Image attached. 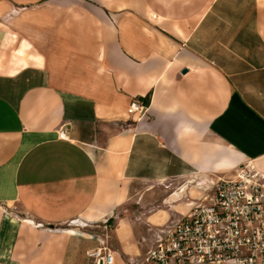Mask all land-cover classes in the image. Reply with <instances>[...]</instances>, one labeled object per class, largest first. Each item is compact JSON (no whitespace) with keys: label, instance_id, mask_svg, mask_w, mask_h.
I'll return each instance as SVG.
<instances>
[{"label":"crops","instance_id":"1","mask_svg":"<svg viewBox=\"0 0 264 264\" xmlns=\"http://www.w3.org/2000/svg\"><path fill=\"white\" fill-rule=\"evenodd\" d=\"M250 161L264 0H0V264H144Z\"/></svg>","mask_w":264,"mask_h":264},{"label":"built area","instance_id":"2","mask_svg":"<svg viewBox=\"0 0 264 264\" xmlns=\"http://www.w3.org/2000/svg\"><path fill=\"white\" fill-rule=\"evenodd\" d=\"M145 104L134 100L130 113ZM59 137H67L62 128ZM207 195L179 219L157 229L144 264H264V173L253 162L211 181ZM94 264H112L106 243L87 251Z\"/></svg>","mask_w":264,"mask_h":264},{"label":"rangeland","instance_id":"3","mask_svg":"<svg viewBox=\"0 0 264 264\" xmlns=\"http://www.w3.org/2000/svg\"><path fill=\"white\" fill-rule=\"evenodd\" d=\"M142 16H143L144 20H146V21H151L150 18H148V16H145V14H142ZM64 128H65V127H64ZM134 205H135V204H132L131 207H130V208L132 209L131 215L136 214V212H135V206H134ZM153 242H154V241H153ZM153 242H152V245H153ZM152 245L150 246V248L152 247ZM150 248H149V249H150ZM149 249H148V250H149Z\"/></svg>","mask_w":264,"mask_h":264},{"label":"trees","instance_id":"4","mask_svg":"<svg viewBox=\"0 0 264 264\" xmlns=\"http://www.w3.org/2000/svg\"><path fill=\"white\" fill-rule=\"evenodd\" d=\"M144 104L146 105L147 104V101H144Z\"/></svg>","mask_w":264,"mask_h":264},{"label":"water","instance_id":"5","mask_svg":"<svg viewBox=\"0 0 264 264\" xmlns=\"http://www.w3.org/2000/svg\"><path fill=\"white\" fill-rule=\"evenodd\" d=\"M99 264H102V262H99Z\"/></svg>","mask_w":264,"mask_h":264}]
</instances>
